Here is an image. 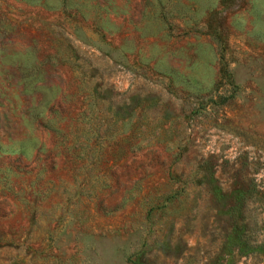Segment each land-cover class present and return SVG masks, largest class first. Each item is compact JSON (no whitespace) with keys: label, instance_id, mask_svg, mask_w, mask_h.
Returning a JSON list of instances; mask_svg holds the SVG:
<instances>
[{"label":"rangeland","instance_id":"obj_1","mask_svg":"<svg viewBox=\"0 0 264 264\" xmlns=\"http://www.w3.org/2000/svg\"><path fill=\"white\" fill-rule=\"evenodd\" d=\"M0 264H264V0H0Z\"/></svg>","mask_w":264,"mask_h":264}]
</instances>
